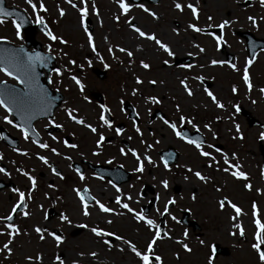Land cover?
I'll use <instances>...</instances> for the list:
<instances>
[{"label":"rangeland","instance_id":"374dc122","mask_svg":"<svg viewBox=\"0 0 264 264\" xmlns=\"http://www.w3.org/2000/svg\"><path fill=\"white\" fill-rule=\"evenodd\" d=\"M246 1L250 4L245 5ZM6 2L8 5L23 9L34 21L35 16L40 15L55 36L67 41L68 45L65 47L56 46L58 47L57 52L63 58L62 83L69 91L74 92L76 85L66 75L68 73L80 75L86 69L88 71L89 67L92 64L96 66L98 58L103 59L108 53V48L112 47L113 53L120 58L123 64L121 66H112L116 69L113 72L117 73L121 71L122 74L127 76V80L124 77L127 91L131 88V85L133 86V76L138 73V76L144 78V88L154 91V93L150 92L151 96H158L162 104L169 107L170 112L174 110L173 103L177 104L175 106H180L182 101L183 112H187V110L188 112L193 111L194 105L199 106L206 114L213 112L215 119L209 121L210 130H208L211 133L207 135L211 137L209 138L210 141H213L212 134L216 133L221 140L218 142L229 146L228 152H230L232 157L233 154L235 155L233 164H239V170L245 173L247 177H251L247 181L250 182L251 189L253 190L251 192L252 195L245 193L242 189L245 180H238L236 182L232 176L224 173L223 170L210 172L208 167L202 170L203 175L208 176L209 179L204 183L196 181L191 175L178 178L179 175H175L173 171L166 170L160 164L159 159L154 156L152 157L153 164L143 161L144 171L142 172V178L140 177L142 186L140 187V183H138L135 189L133 187L132 190L127 188V192H129L127 194L132 197V200L128 201L122 198V202L128 203L130 207L140 212V205L142 204V207L147 204L148 200L140 198L139 193L144 184L152 187L159 199H157L154 208L150 210V214L146 216L151 219V215H155L152 219L159 225L158 217L160 215H158L157 209L162 212L164 204L168 199L175 200L174 207L169 210L168 218H166L163 225L171 239L158 240L154 245L155 254L162 257V264H208V257H212L210 250L212 243H218L229 251V255L226 257L218 256L215 259L212 258V264H259L258 256L251 247V244L254 243L253 234L255 226L251 215L252 208L249 206V203L253 199L257 201V218L264 222V201H258L257 197V193L264 192V178H259L260 176L257 174L258 166L259 168L261 167L257 140L260 139V134L264 133V131L257 128L247 129L244 119L237 114L235 115L229 109L231 102L238 100L240 106L244 107L245 110L249 111L260 122L264 123V94L260 92V89L264 88V51L258 52L253 59V63L248 67L250 82L252 84V89L249 91L242 80L244 66L248 60L244 49V41L235 35L236 32H250L255 37L264 39V9L260 8L259 0H177L182 5L191 3L195 6L198 10L197 20L192 19L190 9L186 7L182 12H177L173 7V0H160L159 4L156 5L141 3L158 16L156 20H153L151 16L139 7H136L135 4H132L133 6L128 16L132 18L133 24L140 27L147 34H154L162 42L166 43L174 52L176 58L185 56L194 58V67L192 71L188 72H184V68L177 69L171 65L168 67L162 66L164 60H167L169 65L173 56L168 57L162 51H159L152 42L143 40L136 33H133L124 22L126 17L121 16L119 22H117L113 17L114 15H118L119 11L114 0H86L89 10L92 5H95L98 13L97 17L89 12L86 21L88 20L91 24L90 34L93 36L94 45L100 57H97L90 48H87V36L79 26V13L76 9L71 8L70 4L65 3V0H42L47 11L37 14H33L31 8L25 3V0H6ZM40 2L41 0H33V3L37 5ZM72 3H76L79 6V0H72ZM58 8L64 10L65 15L63 17L59 15ZM249 16H253L256 19L257 27L252 26L251 21L248 20ZM208 17L212 18L211 21ZM223 21H229L230 23L222 33L223 43L221 46L224 47V51L222 52L220 48L217 49L215 41L211 37L203 33L192 32L187 27L189 23H194L205 33L204 29H216L215 25ZM173 29H176V31L174 32ZM12 32L11 28L9 33L8 30L0 28V35L6 36L4 39L15 44L21 43V39H17L15 35V29ZM36 39L43 46L47 44L46 38L42 35H38ZM55 42L59 43L58 40ZM193 44H198L205 48V52L199 53L198 49L193 47ZM59 45L63 44L59 43ZM118 47H123L133 52L131 63L126 53L116 50ZM48 50L50 51V49ZM189 53H192V55L190 56ZM226 54L233 56L231 64L236 65L237 71H231L227 68L224 63ZM71 57L76 60V64L73 66L67 63L68 58L70 59ZM141 60L151 63L152 66L156 67L158 73L155 70L152 76V73H146L138 65V62ZM212 60L221 61L222 63L211 65ZM89 62L90 64L86 65ZM77 65L82 67H77ZM65 69H71V71L69 72ZM114 73H112V79L116 77ZM192 74L193 77H201L203 82L210 86L208 90L223 105L222 108H218L214 112V104L209 102L211 98L207 96L202 85L197 81L198 79L194 78V80L189 77ZM52 75L51 77H53ZM185 76L188 77V87L196 91L194 93L196 99L190 100L184 94L185 92L180 85V80L184 79ZM153 77L156 79L157 85L154 88H150L148 81L153 79ZM81 82L84 83L83 81ZM233 87L238 88L235 94L232 92ZM233 95L236 96L233 98ZM70 97L76 99V94L70 95ZM131 97L127 96L128 99ZM85 107L86 104L83 101H78L76 105H71V108L82 111ZM79 112L82 113L81 111ZM144 112L148 115L145 109ZM1 113L0 116L2 115ZM94 115H97V112ZM1 121L0 117V124H2ZM237 125L239 126V133L236 131ZM153 130L156 135L152 139H158V145L155 148H164L165 145L169 144L168 131L165 128L161 127L160 124H156ZM146 132V129H144V133ZM242 133L244 141H237V136L241 137ZM13 134L19 138L15 132ZM145 139L146 143H152V140L147 136ZM261 144L264 145V140H262ZM20 149L21 152H26V149H29L25 140H20ZM13 160L24 167L25 172L36 178L37 187L31 194L32 200L27 202V208L24 209V211L30 212V216L25 218L20 214L19 218L17 217L18 219L14 221L19 227L21 235L13 239V244L11 245L13 249L12 254L8 259H4L7 253L0 250V264H37L35 260L37 254L43 257L42 264H55L56 256H60L65 261V264H73L74 260L78 261V264H139L137 258L127 249V246L121 245L119 241L114 240L112 242L113 247L108 249L88 230V228L98 225L107 231L114 232L130 240L139 250H144L147 241L153 233L149 232L142 224H137L131 214L126 213L118 205L115 203L110 204L109 200L115 199L120 193L108 187L104 190L100 186V191L99 185L94 187L96 193L98 192L99 194L101 192L103 194L105 201L102 202L101 200V203L114 209L117 213H124L123 215L99 213V210L93 204L88 208L91 215L84 217L81 214L80 206L76 204L70 191L60 189L56 193V190L48 188L47 183L51 178L55 183L60 184L54 177L46 173V168L40 162L38 163L36 158H26L24 156L20 158L15 156ZM1 163L12 168H9L10 173L8 176L1 175L0 173V178H3V176L5 179L9 178L16 189L27 193L30 184H28V181L26 183V177L17 174L15 168L7 160L2 159L0 160ZM17 163L16 165H18ZM64 173L68 174V168L65 169ZM162 180L168 182L167 189L161 185ZM217 189H220V191H217ZM45 194H47V198ZM57 194H60L62 199ZM8 195L9 190H5L0 194V217L7 214L11 205L12 198L8 200ZM224 196H228L238 203V207L242 210V215L236 217V219H231L230 217L236 216L231 208L227 206L223 210L219 208L218 199ZM13 197L15 200V195ZM68 203L72 204L71 207L73 208H71V211L65 210V208H68ZM193 203L196 204L193 205ZM38 205H42L43 207L39 208L37 207ZM48 209H54L58 214L52 219L46 220L45 216ZM186 210L190 212L189 219L196 221L202 226L201 231H191L189 234L186 231V227L178 223V220L181 218V212ZM61 212L69 216L72 221L71 225L60 222L59 215ZM104 217L111 219L112 224H106ZM171 217H175V220ZM81 223L87 224L88 228L77 227ZM234 223H239L243 227L244 240H241L239 230L233 227ZM35 226H44L50 231L57 232L64 237V242L59 247H56L55 242L46 233L44 234L45 240L40 241L37 234L32 231ZM0 229H2V224H0ZM77 229H81V232L73 236V231ZM24 233H27V235ZM185 233H187L186 239L184 238ZM230 233L234 234L230 235ZM177 239L186 243L192 251L185 252L175 242ZM4 241H6V237L0 236V249H2ZM121 247L124 248V251L118 250ZM92 251L98 254L94 258L88 255ZM80 253H84V256L81 257ZM27 256H31L33 259L31 261L26 260L25 257Z\"/></svg>","mask_w":264,"mask_h":264},{"label":"snow or ice","instance_id":"6c2138e0","mask_svg":"<svg viewBox=\"0 0 264 264\" xmlns=\"http://www.w3.org/2000/svg\"><path fill=\"white\" fill-rule=\"evenodd\" d=\"M119 14L114 15V19L119 22L120 17L124 16L125 18V23L130 27L131 31L133 33H136L138 37H140L143 40L150 41L152 42L159 51H162V53L166 54L168 57H172L174 55V52L171 50V48L164 42H162L159 38H157L154 34H147L145 31L141 30L140 27L136 26L135 24L132 23V18L128 16V13L130 12L131 7L133 6L131 3V0H114ZM25 3L31 8L33 14L37 13H43L47 11V8L45 7L44 3L41 2L37 5L36 3H33V0H25ZM65 3L70 4L71 8L76 9V11L79 13V26L84 30L85 35L87 36V45L88 47L92 50V52L97 56L100 57L99 52L96 51L95 45H94V40L92 34H90L88 28L86 27V17L89 15V12H91L92 15H96L98 17L97 9L95 5H92L91 9L89 10L86 0H79V6L76 3H72V0H65ZM136 7H139L142 11L146 12L149 16L152 17L153 20H156L158 17L156 14L152 11H150L148 8L144 7L142 4L140 5H135ZM259 6L260 8L264 9V0H259ZM173 7L177 12H182L184 8H188L191 11V16L193 20L198 19V10L195 6H193L191 3H187L182 5L180 2H177V0H173ZM59 15L63 17L65 15V12L63 9H59ZM11 15V13H8L5 11V9L0 8V17H6ZM208 19L211 21V17H208ZM248 20L251 21L253 27H257V21L253 16H249ZM35 22L38 25H41V31L43 34L48 38L50 41H59L60 44H66L67 41L64 39H61L57 36H55L51 31L48 30L47 25L44 22V19L40 15L35 16ZM4 20L0 19V24H3ZM23 23V20L20 22H17L16 20L12 21L13 26L15 27V35L17 39L20 38L21 32H20V27L21 24ZM230 22L229 21H223L218 25H215L217 28L221 30V36H216L212 32H206L204 33L203 30L198 27L194 23H189L187 25L188 29H191L192 32L195 33H203L209 37L213 41H215V45L217 49L220 48L221 44L223 43V30L228 26ZM175 32L176 29H173ZM194 48L198 49L199 53H204L205 48L199 46L198 44H193ZM117 51L121 53H126L127 57L129 58V62L131 63V60L133 58V52L123 48V47H118L116 49ZM139 50V49H138ZM108 53L111 55L113 53V48L109 47L108 48ZM191 56L192 53H189ZM115 59V57H113ZM50 59L48 56L41 55L40 53H33V54H28L23 47H20L19 49H11V48H5V49H0V73H2L4 76L9 77L10 79L14 80L17 85H20L19 88L17 87H9L5 81L0 80V109L3 110L4 113L7 115H4L3 121L6 124L11 125L13 128H18V131L20 132L22 138L25 141L31 142V144L35 145L38 149L41 150H48L50 151L54 156H60L61 153L58 152L55 148H50L47 143L41 142L38 137V133L36 132L35 128L31 126V121L35 118L37 115H43V114H48L49 116L51 115L50 109L52 107L53 99L48 96L47 90L43 87H41L37 81V74H36V68L37 66L41 67H47V61ZM100 62L104 64L105 69L109 67L108 64L104 63L103 59H100ZM69 65H75L76 62L75 60L69 59L67 62ZM90 63V62H89ZM164 64H168L167 60L163 61ZM218 63H222L221 61L217 60H212L211 65H216ZM253 63L252 59H249L246 61L245 66H244V71H243V76L242 80L246 88L251 91L252 89V84L250 82V76L248 72V67ZM230 68L233 69V71H237L238 69L236 68L235 64H229L228 65ZM77 67H82L80 65H77ZM140 67L143 68L144 70H149L150 65L143 60L140 61ZM184 67L187 68H192L194 65L188 64ZM66 71H71V69H65ZM53 71L55 72V75L57 77L61 76V69L59 68H54ZM195 79H202L201 77H194ZM70 79L75 83L76 87L83 92L84 90V84L81 82L80 79L77 78V76L72 75ZM187 77L184 79L180 80V85L183 87L184 92L188 96H192L193 93L189 89L187 83H186ZM52 81L49 80V83ZM59 83V81H57ZM135 83L137 85L142 84V80L137 76L135 78ZM149 84L155 85L156 81L155 80H149ZM205 93L211 98L212 102L215 104L217 108H222L223 105L219 103L216 100V97L213 95L211 91H209L207 88L204 89ZM232 92L235 94L237 92V89L235 87L232 88ZM261 94H264V88L260 89ZM137 94V89L133 88L132 89V95ZM86 99V98H85ZM149 102L153 104H159L160 100L157 99L154 96H150L146 98ZM67 118L68 120L74 122L76 125H81L84 128L89 129L90 132L95 134L97 132V129L95 127H92V125L85 123V121L81 118H78L77 115H74L73 113L76 111L75 109L71 108H66L65 109ZM177 111H179V107H177ZM109 113V109L107 107H101L100 113H99V121L103 126H106L108 128H112V124L110 120L106 117V114ZM15 115V117L20 121L19 124L13 123V120L10 119L9 117ZM164 124L167 125L169 129L175 134V136L184 141L185 143L193 146L199 156L207 158L208 160L212 161L215 163V158L207 151L203 150V145L200 141L199 138L197 139H191L188 138L184 133L181 131L177 130V125L175 123H171L168 120L163 121ZM192 124L191 120H187L186 118L181 115L179 117V123L183 125L184 123ZM48 125L52 126L57 129L63 128L62 124L56 123L53 119L48 120ZM133 127L135 128V131L137 134L140 133V129L136 127L135 121L133 122ZM195 128V125H193ZM205 128H208V125H205ZM196 131L198 132L199 129L197 128ZM236 131L239 133V126H236ZM122 129L117 128L116 129V135L119 136L121 135ZM142 135V134H141ZM237 138H242L237 136ZM260 140H264V133L260 134ZM56 136H52V140H56ZM105 137L101 134L99 136V139L96 141V147L101 148L102 143L104 141ZM141 143H144L143 140H141ZM64 145L67 148L70 149H76L78 148V145L75 143H68L67 141H64ZM152 145H147V149H150ZM207 147L212 148V145H207ZM131 152L132 157L135 158L136 160V166L134 168V171L137 173H142L144 171V165L143 161H147L149 164H153V161L150 159L149 156L144 155L143 158L137 154V152L134 149L129 150ZM20 155L26 156V152H19ZM93 155H99L98 152H93ZM121 155H126L127 153L124 151V149L120 150ZM223 156V163L226 165L222 170L232 176L236 180H246L247 176L245 173L240 171V165L239 164H233L230 162L229 157L227 155H224L221 153ZM2 158V157H0ZM36 159L39 160L42 164L45 166H49L48 159L40 154H36ZM65 160L70 159L69 156H64ZM232 159H235V155L233 154ZM106 163H111V161H106ZM155 166V165H154ZM212 165L209 164V167ZM50 167V166H49ZM164 167L167 170V163H164ZM187 171L192 172V169H187ZM17 172L21 176L26 177L27 181L30 184V187L27 189V193L24 191H19L18 189H13V191L16 193L18 199L16 203L12 205L11 211L8 212L7 215L0 217V224H2V229H0V236H5L6 241L2 243V250L4 253H7V255L4 257V259H8L9 256L12 254V247L11 245L13 244V239L16 236L21 235V232L19 230V227L13 222L14 221V214L20 213L23 215V217L28 218L30 216L29 211H24L23 209L27 208V202L32 200V192L36 189L37 187V181L36 178L32 175H30L28 172H25L23 169H17ZM51 172L53 176H59L60 179H64L62 175L53 167L51 168ZM0 173H2L5 176H8L9 173L3 168L0 167ZM76 175L79 177L81 181L85 180V177L79 169L76 170ZM192 175L196 177L197 180L207 182V177L201 174L200 171H195L192 172ZM261 177L264 178V169L261 170ZM99 178V177H97ZM139 178V177H138ZM187 179V177H185ZM161 185L167 189L168 187V182L166 180L161 181ZM112 188L115 189L117 193H121V189L117 187L116 184L111 185ZM49 188H54L55 186L52 184L48 185ZM243 187L246 190H250L251 186L248 183H245ZM73 192H75L76 197L79 200V205L81 208V214L84 217H89L91 213L88 211L89 208V203L88 201H94L95 202V207L99 210V213L102 214H108V215H123L124 213H117L115 212L114 209L106 206L104 203H101L99 200H96L94 196L90 194V190L87 187H84L82 190L73 188ZM217 191H220V189H217ZM259 191V190H258ZM47 198V194H45ZM159 199V197H157ZM123 200H128L131 201L132 197L130 195L128 196H123ZM175 203V200L173 199H168L167 202L164 204L163 211L161 212L159 209H157L158 215L164 216L166 214H169V205H173ZM115 204L119 206V208L123 209L126 213L131 214V216L134 218L137 224H142L145 226L149 232H152L153 235L151 238L147 241L146 247L144 248L143 251L139 250L136 245L131 242L130 240L124 238L121 235H117L114 232H110L105 230L104 228L97 226L88 228L87 224H78L77 227L79 228H88V230L91 232V234L98 238L99 242L106 246L108 249H111L113 247V244L111 241L108 239V237H111L112 240L119 241L121 245L127 246V249L132 252V254L137 258L139 261V264H162V257L160 255L155 254V248L154 245L158 240H164V239H171V237L168 235V232H163L161 229L158 227V225L154 222L153 219L147 218V216L142 213L138 212L132 207L129 206L128 203L122 202V195H117L115 197ZM218 206L221 210H223L226 206L231 208L236 216L235 217H230L231 219H236V217H239L242 215V210L240 207L237 205L231 203L228 201L226 198L220 199L218 201ZM37 207L42 208V205H38ZM252 208V219H253V224L255 226V231L253 234V240L254 243L251 244L252 249L256 252L259 260V264H264V249H262V246H264V222H262L260 219H258V212H257V205L255 202L251 205ZM48 217L45 216V219ZM173 220H175V217H171ZM59 220L60 222L67 223L68 225L72 224L71 219L69 218L68 215H66L64 212H61L59 215ZM104 222L106 224H112V220L108 219L107 217H104ZM233 227L239 230V235L244 236V229L239 223H234ZM32 231H34L40 241L45 240V233L47 234L48 237L51 238L52 241L55 242V246L59 247L63 242H64V237L57 232L50 231L48 228L44 226H35L33 227ZM27 235V233H24ZM234 233H230V235H233ZM103 238V239H100ZM184 238H187V233L184 234ZM177 244H179L185 252H191V248L186 244L183 243L182 240L177 239L175 241ZM203 243V241H201ZM119 251H124V248L121 247L118 249ZM81 257L84 256V253L79 254ZM88 255L90 257H96L98 254L95 251L89 252ZM26 260L31 261L33 257L27 256L25 257ZM35 260L37 261V264H42L43 262V257L40 254H37L35 256ZM55 264H65V261L60 257L56 256L55 257ZM73 264H78V261H73ZM208 264H212V257H208Z\"/></svg>","mask_w":264,"mask_h":264},{"label":"flooded vegetation","instance_id":"af4514ba","mask_svg":"<svg viewBox=\"0 0 264 264\" xmlns=\"http://www.w3.org/2000/svg\"><path fill=\"white\" fill-rule=\"evenodd\" d=\"M158 17V16H157ZM12 26V23L9 21L4 20L3 24H0V28L3 30H9ZM13 31V29L11 28ZM13 33V32H12ZM6 36L0 35V40L15 44L14 42H10L7 39H4ZM18 45H21L19 43ZM24 47L26 48V43H23ZM68 44H65L67 46ZM64 46V47H65ZM60 47V46H59ZM50 52L56 57L57 64L61 66L62 69V60L63 58L60 57V54L57 52L58 47L55 44L49 45ZM26 51V49H25ZM63 51V49H62ZM71 56V55H69ZM115 57V59L113 58ZM187 59L188 61L186 64L183 65H175V61H180L182 59ZM72 60V57L70 58ZM67 60V59H66ZM69 60V58H68ZM170 64H163L162 66L168 67L172 66L173 68L177 69H183L184 72L192 71V68L184 67L188 64H192L194 58L191 57H181L176 58L175 55H173V58H171ZM104 63L108 64L109 67L105 69L104 64L100 62V58H98V63L96 66H93L95 64H92L91 67H89L88 71L87 69L83 72V74L77 75L68 73L66 77L70 78L72 75L77 76L78 79L83 81L84 83V90L81 92L77 87L74 88L75 91H69L67 87L64 86L62 83L63 78L62 74L60 77H57L55 74H53L51 77V83L50 86L53 90L59 91L64 96V101L62 102V105L60 108H58L53 117V119L56 123L62 124L63 128L57 129L52 126L48 125V119H43L40 121H37L34 124V128L36 132L38 133L39 140L41 142L47 143L50 148H55L58 152L61 153L60 156H54L50 151L48 150H41L38 149L35 145L31 144L30 140L26 141V145L29 147V149H26V158H36V154L40 153L44 155L49 162V166H45L42 164L39 160L36 159V161L41 163L44 168H46V173L51 174V168H56V170L64 177V179H60L59 176H56L55 179L59 182L60 185L54 182L55 184V192H59L60 189L68 190L70 193H72L73 198L76 202V204L79 205V200L75 195V192H73V188L77 189H83L84 187H87L90 190V194L96 198V200H99L104 202L103 194L101 192L96 193V190L94 187L98 186L99 191L101 190L100 186L106 190L105 188L108 187L111 190H115L112 188V184H116L117 187L121 189V193L118 195L128 196L127 188H130L132 190V187L135 189L137 187V184L140 183V187L142 186L141 178L142 173H137L134 171V168L136 166V160L134 157H132L130 149H134L137 154L143 158L144 155H147L152 159V157L156 156L158 159V152L160 150H164L168 147L174 148L178 154V162L175 166H172L169 168V171H173L175 175L181 176H193L192 172L200 171L201 174L202 170L208 169L210 172L215 171V169H218V167L223 163V156L221 153H224V155H227L229 158H232V155L229 150V146L223 143H220L218 141H221L218 138V134L213 133V141H210L207 134H210V124L209 121H212L215 119V116L213 115V112L211 114H206L199 106H193V111L191 112H183L182 111V104L180 106L176 103H173L174 110L170 112L169 107L164 106L162 104L161 99L158 96H154L157 99L160 100L159 104H153L149 102L146 98L150 97V92H153L152 90H148L144 88V78L142 76H139V78L142 80V84L137 85L135 83V78L138 76V73L133 76L131 88H126L125 84V78L127 80V76L125 74H122L121 71H118L117 73H114L113 71L116 70L112 66H121L123 65L120 61V58H118L114 53L111 55L109 53L106 54L103 58ZM76 62V60H75ZM85 64V63H84ZM90 63L86 64L89 65ZM150 65L149 70H145L146 73H152L151 76L154 74V70L156 71V67L152 66L151 63H148ZM138 65L140 66V62H138ZM73 66V65H72ZM96 67L98 73L91 72V68ZM84 70V69H83ZM89 72V73H88ZM112 73L116 75L115 79H112ZM158 73V71H156ZM124 75V76H123ZM125 77V78H124ZM187 77V76H185ZM190 78H193L192 76H189ZM213 77V76H212ZM154 79V77H153ZM151 79V80H153ZM0 80L5 81L8 84H11L13 86L16 85V82L9 77L4 76L2 73H0ZM156 81V79H154ZM188 80V77H187ZM187 85L189 86V83L187 82ZM195 80V79H194ZM59 81V83H57ZM201 85L203 89H209L210 86L205 84L202 79L197 80ZM71 82H73L71 80ZM157 85V82L155 85L149 84L148 86L150 88H154ZM137 89V94L132 95V89ZM193 95L188 96L186 93H184L188 99H196V95L194 94L196 91L189 88ZM68 94H66V93ZM76 99L71 98L70 95H75ZM203 94V93H202ZM132 96L130 99L127 98V96ZM195 95V96H194ZM86 98V99H85ZM78 101H83L86 104V107L84 110H77L73 113L74 115H77L78 118H81L85 121V123H88L92 125V127H95L97 129V132L93 134L89 131V129L84 128L81 125H76L74 122L68 120L67 114L65 109L71 108V105H76ZM178 101V100H177ZM101 103V105L99 104ZM107 107L109 109V113L106 114V117L110 120L112 124V128H108L106 126H103L99 121V113L101 110V107ZM177 107H179V111H177ZM187 108V107H186ZM74 109V108H71ZM144 109L146 112H148V115L145 114ZM191 109V108H190ZM198 109V110H197ZM214 112L217 111L216 106L213 108ZM81 111L82 113H80ZM1 114L6 113L3 112L2 109H0ZM97 112V115H94V113ZM144 115V117H143ZM183 115L187 120H191L192 124H188L187 122L181 125L179 123V117ZM146 116V117H145ZM1 119H3L2 115L0 116ZM10 118V117H9ZM145 119V120H144ZM164 120H168L171 123H175L177 125L178 131L188 130V132H196V129H199V133L204 137L203 140V150L209 152L214 158L215 163L208 160L207 158L199 156L197 150L185 143L184 141L178 139L175 134L167 127L166 124H164ZM135 121L136 127L140 129V133L137 134L135 131V128L133 127V122ZM156 124H160L161 127L165 128L168 131V145H165L164 148L157 149L158 145V139H152L156 134L153 130L155 128ZM208 125V128H205V125ZM195 125V128L193 127ZM0 127H3L6 129L7 132L12 134L9 124H6L3 122L0 124ZM122 129L121 135H116V129ZM144 129H146V133H144ZM209 129V130H208ZM207 131V132H206ZM103 135L105 137L102 147L97 148L96 147V141L99 139L100 135ZM52 136H56L57 139L54 141L52 140ZM148 137L150 140H152V143H146L145 137ZM162 137V136H161ZM194 139L201 138L199 135L193 136ZM141 140L144 141V143H141ZM237 141H239L238 138H236ZM64 141H67L68 143H75L78 145V148L76 149H70L65 147ZM241 141H244V138L241 139ZM240 141V142H241ZM152 145L150 149H147V145ZM212 145V148L207 147V145ZM216 145H220V152L216 153ZM124 149V151L127 153L126 155H121L120 150ZM145 149V152H144ZM156 150V151H155ZM98 152L99 155H93V152ZM15 156L14 151L8 147L5 146L0 141V159L7 160L13 165L12 158ZM64 156H69L70 159L65 160ZM196 157V158H193ZM111 161V163H106V161ZM209 164L212 166L209 167ZM4 166L1 164V167ZM96 167H107L110 169H118L119 171L115 172V176H113V180H109L107 177L101 176V172H96ZM10 166H6V171L9 173ZM68 168V174H65V169ZM192 169V172L187 171V169ZM79 169L81 174L84 175L85 180L81 181L79 177L76 175V170ZM174 175V176H175ZM99 177V178H97ZM139 177V178H138ZM141 177V178H140ZM7 178V177H6ZM196 178V177H195ZM5 181L6 184H11V181L9 178L5 179L0 178ZM127 179V180H126ZM197 180V179H196ZM200 182V180H197ZM13 184V183H12ZM53 184V183H51ZM145 185V184H144ZM143 185V187H144ZM128 186V187H127ZM15 188V187H14ZM13 188V189H14ZM152 188V187H151ZM9 190L8 200L12 198V201L14 200V191ZM2 190L0 191V194L3 193ZM153 191V203L150 208H154L156 202H157V195L154 189ZM196 192V189H195ZM198 192V191H197ZM140 198L150 200V197H143V188L140 191ZM60 199V194H57ZM99 195V196H98ZM134 196V195H133ZM110 199V198H109ZM11 201V205L14 204V201ZM110 204L115 203V199L112 198L109 200ZM89 207H91L93 204H95L94 201H88ZM196 203H193L195 205ZM142 205V204H141ZM139 207L140 212H142V207ZM72 204H67L68 208H65V210L71 211ZM80 206V205H79ZM174 204L171 206V209H173ZM149 210V212H150ZM148 212V214H150ZM58 214V213H56ZM56 216V215H55ZM155 216V215H153ZM151 215V219L153 218ZM168 218V214L165 217ZM200 228L202 230V226L200 225ZM186 231L188 233H191V230L189 228H186ZM76 231H73V233ZM72 233V234H73ZM241 240H244V236H240Z\"/></svg>","mask_w":264,"mask_h":264},{"label":"water","instance_id":"95a60500","mask_svg":"<svg viewBox=\"0 0 264 264\" xmlns=\"http://www.w3.org/2000/svg\"><path fill=\"white\" fill-rule=\"evenodd\" d=\"M132 2L134 3H137L139 2L140 0H131ZM157 0H148V2H151V3H154L156 2ZM4 1L3 0H0V8H3L4 9ZM9 13H11V15H9L10 18H12L13 20H16L17 22H20L21 20H23V23L21 24V29L24 31V33L26 34V52L28 53L27 51V48L30 47L33 49V53H41V49H40V45L35 42V40L33 39V35L35 33V26H33L32 24H30L27 19L25 18V16L17 11L16 9H10L9 10ZM38 28H42L41 25H38ZM241 37H243L246 41V51L248 53V58L251 59L255 52L259 49H264V40H258L256 38H254L251 34L249 33H244V34H240L238 33ZM0 47H4L3 49L5 48H11V49H19V48H14V47H11V46H5V45H1L0 44ZM33 53H28V54H33ZM50 57V56H48ZM51 59L52 57H50V59L47 61V67H41V66H37L36 68V74H37V81L39 83V85L43 88H45L47 90V93H48V96L51 97L53 99V103H52V107L50 109V112L52 113V111L54 110V108H56L59 104V101L61 99V96H55L52 94V92L48 89L47 85L42 82V69H45L46 73L48 74L52 68H51ZM231 59L229 58L228 61H230ZM241 114L246 118V121L249 125V127H253V126H257L259 125L258 121H256L255 119H253L250 114L246 111H244L242 108L239 109ZM15 117V115H13ZM43 116H49L48 114H43V115H37L35 116V118L33 120H35L36 118H41ZM16 119V123L19 124L20 121L15 117ZM33 120L31 121V123L33 122ZM4 139L6 141H8V139L6 137H4ZM262 155H263V158H264V150L262 151ZM165 159H168L167 157H165ZM52 216V212H50V217ZM186 217L187 215H184L183 217V221H181V223L183 224H190V223H187L186 221ZM195 225V224H194ZM214 250H215V255H219V254H223V255H227L228 253L225 251V250H222L220 249L218 246L214 247Z\"/></svg>","mask_w":264,"mask_h":264}]
</instances>
